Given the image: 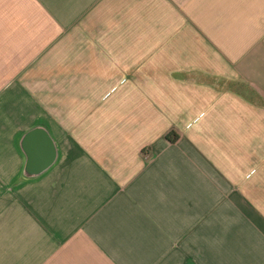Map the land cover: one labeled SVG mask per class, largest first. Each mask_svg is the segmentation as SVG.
Masks as SVG:
<instances>
[{
	"label": "crops",
	"instance_id": "1",
	"mask_svg": "<svg viewBox=\"0 0 264 264\" xmlns=\"http://www.w3.org/2000/svg\"><path fill=\"white\" fill-rule=\"evenodd\" d=\"M0 264H264V0H0Z\"/></svg>",
	"mask_w": 264,
	"mask_h": 264
},
{
	"label": "trees",
	"instance_id": "2",
	"mask_svg": "<svg viewBox=\"0 0 264 264\" xmlns=\"http://www.w3.org/2000/svg\"><path fill=\"white\" fill-rule=\"evenodd\" d=\"M167 138L171 141V142H175L176 139L178 138V135L175 132H171L170 134L167 135Z\"/></svg>",
	"mask_w": 264,
	"mask_h": 264
}]
</instances>
